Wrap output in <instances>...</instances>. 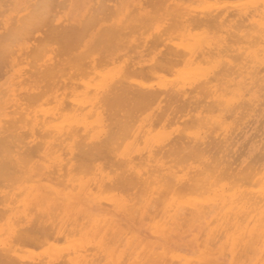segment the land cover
<instances>
[{"label":"bare ground","instance_id":"obj_1","mask_svg":"<svg viewBox=\"0 0 264 264\" xmlns=\"http://www.w3.org/2000/svg\"><path fill=\"white\" fill-rule=\"evenodd\" d=\"M0 264H264V0H0Z\"/></svg>","mask_w":264,"mask_h":264}]
</instances>
